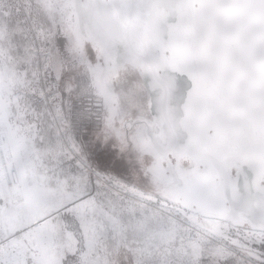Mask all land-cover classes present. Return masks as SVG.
<instances>
[{
  "label": "snow or ice",
  "instance_id": "1",
  "mask_svg": "<svg viewBox=\"0 0 264 264\" xmlns=\"http://www.w3.org/2000/svg\"><path fill=\"white\" fill-rule=\"evenodd\" d=\"M186 2L194 16L182 63L170 66L166 52L152 65L130 66L118 48L108 68L128 100L121 121L123 139L104 124L98 125L96 139L102 145L119 144L116 149L124 155L128 137L147 132L164 173L153 186L154 176L141 172L147 192L101 174L85 157L73 116L82 124L92 121L84 123L74 113L76 74L83 66L72 62L66 39L50 24L15 21L24 29L17 50L24 66L15 94L16 113L11 95L0 91V264H33L21 253L6 221L34 208L42 190L54 191L57 198L44 220L58 223L69 217L79 229L74 250L65 253L61 264H101L99 253L87 243L93 213L105 218L114 236H124L115 264H264V0ZM156 6L168 12V4ZM73 7L82 11L91 5ZM176 20L175 15L163 16L165 40ZM197 104L213 113L199 138L186 128ZM14 118L37 129L52 146L42 170L31 166L26 154L14 160L9 153L4 129ZM209 177L219 190L212 211L202 209L196 198L201 182ZM121 192L139 200L140 219L133 201L119 196ZM173 193L190 198L174 199ZM165 216L179 218L186 226L178 248L159 250L169 237L175 238L174 221L167 232L161 229L128 245L132 220L155 224ZM157 235L159 244L152 242Z\"/></svg>",
  "mask_w": 264,
  "mask_h": 264
},
{
  "label": "rangeland",
  "instance_id": "2",
  "mask_svg": "<svg viewBox=\"0 0 264 264\" xmlns=\"http://www.w3.org/2000/svg\"><path fill=\"white\" fill-rule=\"evenodd\" d=\"M63 3H67V1L51 0L52 6L59 7V9ZM70 10L74 12V8L71 6ZM9 12L11 13L10 16L8 15ZM62 16L44 4L43 0H0V56H2L0 91L6 95H11V110L16 113L15 94L21 88L24 66L23 57L18 55L17 50L18 45L23 42L24 29L17 26L15 21L26 20L29 22V26L41 22H44L46 27L50 24L54 33L66 39V49L72 62L77 67L83 66L76 74V91L72 97V104L74 113L84 123L92 121L88 124H82L75 115L73 116L74 131L85 157L92 167L101 174L114 176L130 188L135 187L147 192L149 188L141 172L147 171L150 176H154L152 184L156 186L158 178L164 174L163 170L157 161L154 164L156 157L150 148L145 149L148 141L143 136L142 131L128 137L125 142L127 151L124 155L116 149L119 144L114 146L102 145L96 139L99 124H104L113 136L121 133V139H123L121 121L124 118V109L128 100L115 77H111L108 84L101 82L100 73L97 70L99 60L94 59L93 52H90V61L85 59L86 52L82 50L85 38L82 31H80V37L70 32L65 26ZM4 133L7 137V147L13 150L15 158L26 154L28 163L31 165L33 161L36 164L35 168L42 170V165L47 162L52 152V146L37 129L14 118L11 125L5 127ZM33 142L37 148L33 153H30L29 146L32 147ZM57 150H60L59 146H57ZM146 161H151V163L146 164ZM181 194L173 193V198L181 199ZM56 199V196L52 197L51 203L56 204ZM45 207L37 198L34 208H25L23 211L8 217L6 222L9 228L16 233L15 243L21 253L30 257L33 264H45L43 262L44 257L46 262L49 259V264H61L65 253L74 250L79 229L74 227L71 218L65 217L58 223H53L50 220V223L57 227L56 230H59V234H54V230L46 225L40 229L42 232L40 235L38 226L44 223V218L39 217V212L47 211V207ZM28 217H30L31 222H29ZM124 219L126 222L129 220L127 213H125ZM137 220L131 221L127 234L128 245H131L134 238L146 239L148 237L146 232L140 234L142 232H139L138 226L141 224L137 223ZM97 221L100 231L96 229ZM94 224L93 228L90 227L92 228L90 231L91 239L96 242V249L94 247L93 250L99 253L101 264H115L113 257L117 247L124 243L123 234L114 236L102 215L97 216ZM74 231L77 233L75 236L73 235ZM59 240L63 242L65 249H60ZM176 243L179 242L162 245L163 247L159 250L162 251L165 247ZM179 245L175 246L178 248ZM120 250L123 251L122 248ZM36 255H41V260ZM54 256L60 257V262H54L52 259Z\"/></svg>",
  "mask_w": 264,
  "mask_h": 264
},
{
  "label": "water",
  "instance_id": "3",
  "mask_svg": "<svg viewBox=\"0 0 264 264\" xmlns=\"http://www.w3.org/2000/svg\"><path fill=\"white\" fill-rule=\"evenodd\" d=\"M146 1L150 4L149 6L145 4ZM184 1L185 0H102V10L109 9L111 11V17L107 21V25L104 29L101 27V24L97 22V19L94 18V21L92 20L93 30H89L91 33L93 31L94 36L90 37L89 35V37L94 39L101 54L98 67L101 77H115L114 74L110 76L108 68L115 60L118 48L123 51V59L129 65H152L156 63L157 60L164 59L166 52L168 53L170 64L173 58V51L178 56L175 61V63L177 62L176 65L182 63L184 59L182 61L180 56L182 55V58H185L186 54L184 52L188 51L190 37L192 35L191 21L185 20L186 10L182 8ZM161 3L169 5L167 13H164L163 9L160 7L158 9L161 11L152 9V6ZM171 6L174 11H170L172 10ZM190 12L194 13L191 7ZM160 14L162 15L161 19L159 18ZM164 15H175L177 17L174 28L170 26L172 35L170 33L168 37L170 39L167 40L163 38L161 34L162 30L158 28L155 29L153 25L156 20L162 21ZM111 28L115 31L113 30L112 32ZM84 32L85 37H88L87 27H84ZM157 39L162 43L161 49L157 47ZM184 49L186 51H184ZM179 51L182 53L181 55ZM175 54L174 56H176ZM190 125L194 127L190 121L187 123L186 128H189ZM150 142V150L156 157L154 164L156 161H158L159 164L161 159L160 153L151 138ZM218 191L217 186L210 177L201 182L196 198L199 200L202 209L212 211L217 208L218 199L216 197ZM180 198L190 197L181 194Z\"/></svg>",
  "mask_w": 264,
  "mask_h": 264
},
{
  "label": "bare ground",
  "instance_id": "4",
  "mask_svg": "<svg viewBox=\"0 0 264 264\" xmlns=\"http://www.w3.org/2000/svg\"><path fill=\"white\" fill-rule=\"evenodd\" d=\"M66 1H67V3L61 4L60 9H59V7L52 6L51 0H43V3L46 4L48 7H50L53 11L63 15L62 17L64 18V24H65V26H67L68 30L70 32H72L73 34H76L77 36L80 37V31L81 30H80V27H79L78 13H77V11L75 9H74V12L71 11L70 10V6L73 7L74 5H78V2H79V4H82L83 2H82V0H78V2H77V0H66ZM90 1L91 0H86V2L83 5H90V3H89ZM92 1H93V4H95L97 2L98 6L99 5L101 6L102 0H92ZM145 4L147 6L150 5L147 1L145 2ZM158 8L159 7H157L156 5L152 6V9H154V10H157ZM182 8H184L186 10L185 20L191 21L192 17L194 16V13L190 12V5L186 2V0L182 4ZM88 11H90V7H86L82 11H79V12L87 14V21H88L87 25L90 27L91 30H93L92 29L93 27L90 26L91 22H92V18L90 16V14H88L89 13ZM159 11H161V10H159ZM170 11H174L173 7H172V10H170ZM93 13H95V15H96L97 22H99V24H101V27H103V29H104L106 27V25H107V21L111 17V14H110L111 11L109 9H106V10L104 9V10H102V12L100 14L99 13V9H95V11ZM161 16L162 15L160 14V16H159L160 19H161ZM156 19H157V15H156ZM160 21L159 20L158 21L157 20L154 21L153 25L155 26V29L158 28V29L161 30V28H160V23L161 22ZM170 26H172L174 28V24H172ZM111 29H112V32H113L114 29L113 28H111ZM170 33L172 35V32H170ZM168 39H170V38H168ZM178 40H179V38H178ZM160 43H161L160 40L157 39V47L159 49H161V45H162V43L161 44ZM184 51H186V50L184 49ZM179 53H180V51H179ZM184 53L186 54L187 52H184ZM172 54H173V58L170 61V66H176L177 62L175 63V61L177 60L176 57H178V56H177V54L174 53V51H173ZM174 54L176 56H174ZM181 54L182 53H180V55ZM180 57H181L182 61H183V59H185V58H182V55ZM99 77H100L101 82H105L107 84L109 83V80L111 78V77H108V76L107 77H103V76L101 77V74H100ZM212 119H213L212 111L210 109H208L206 106L202 105V104H197L194 107V109H193V117L190 120L194 127H192L190 125L189 128H187V129L194 137L199 138L203 134V130H204L205 124L210 123ZM142 134L146 138V140L148 141L147 147L145 148L147 150L148 148H150V145H151V142L149 140L150 137L148 136L147 132L142 131ZM36 148H37V146L33 142L32 147L29 146V152L33 153V151ZM30 161H31V159H30ZM31 166L36 167L35 162L32 161ZM137 190H139V189H137ZM139 191H142V190H139ZM118 195L121 196V197H124V198L131 199L133 201V206L136 207V209H137V218H140V216H139V207H140L139 200L136 197H130L129 194L125 193V192H121ZM55 196L56 195H55L54 191L42 190L39 193L37 198L39 199V201H41V204H44L47 207V211H48V210H51L52 208L55 207V204L51 203L52 197L54 198ZM45 212L46 211L39 212V217L43 218ZM97 216L98 215L93 213L91 215V220H90V222H89V224L87 226V236H88L87 237V241L92 246L93 249H94V247L96 249V242H95V240L91 239L90 231L95 226L94 222H95V220H97ZM28 219H29V222H31L30 217H28ZM173 221L175 223V227L177 228V232L175 234V238L174 239H172L171 237L168 238V244L179 242V243L174 244V245L178 246L181 243V240H180L181 235H185V236L187 235V233L185 232L186 226L183 224V222L179 218L165 216V217L159 219L155 224H144L142 226L139 225L138 226L139 232H142L140 234H143L144 232H146V236H150L153 233H157L158 234L161 231V229H163L165 232H167L168 230H170L173 227ZM46 225H49V228H52L54 230V234H59V230H56L57 227L54 226L52 223H50V220H47V221L44 220V223H42L40 226H38V230H39V234L40 235L42 234L40 229H43V227H46ZM90 227H92V228H90ZM96 229H98L100 231L99 226H98V221H97ZM38 230H37V232H38ZM159 240H160V237H159V235H157L156 239L154 241H152V242L156 243V244H159ZM59 241L61 243L60 244V249L64 248L63 242L61 240H59ZM163 246L160 245V248L163 247ZM36 257L39 260H41L42 256L41 255H36ZM59 258L60 257L54 256L52 259H53L54 262H60ZM47 261L48 262H46L45 257H44L43 258V262L45 264H47V263L49 264V259Z\"/></svg>",
  "mask_w": 264,
  "mask_h": 264
},
{
  "label": "flooded vegetation",
  "instance_id": "5",
  "mask_svg": "<svg viewBox=\"0 0 264 264\" xmlns=\"http://www.w3.org/2000/svg\"><path fill=\"white\" fill-rule=\"evenodd\" d=\"M77 2H78V0H77ZM82 2H83L82 4H84L86 2V0H82ZM89 3L91 5V7H90V11H88L89 12L88 14H90V16H91V18L93 20L94 18H96L95 13H93L95 11V9H99V13L101 14L102 8H101L100 5L98 6L97 2L95 4H93V1L92 0ZM78 4H79V2H78ZM77 13H78V18H79V25H80L81 31L83 33V37L85 38L84 39V43H83L84 45L82 47L83 48L82 50H85V52L88 50L89 53L90 52H93V56L95 57L94 59L95 60L98 59L99 60V64H100V55L101 54H100L99 48L95 44L96 42L94 41V39L93 38H90L91 36H93V31H92V33L89 32V30H91V29L87 25V22H88L87 21V14L86 13H80L79 11H77ZM93 21L91 22V25H90L92 27H93ZM84 27H87V29H88V32H87L88 37L87 36L85 37ZM89 35H90V37H89ZM90 57H91V55H90ZM90 57H87V55H85V59L88 60V61H90ZM99 64L97 65V70H98ZM99 76H100V74H99ZM112 78H114V77H112Z\"/></svg>",
  "mask_w": 264,
  "mask_h": 264
},
{
  "label": "built area",
  "instance_id": "6",
  "mask_svg": "<svg viewBox=\"0 0 264 264\" xmlns=\"http://www.w3.org/2000/svg\"><path fill=\"white\" fill-rule=\"evenodd\" d=\"M8 150H9V153L12 155V158L15 160V156H14V152H13V150L10 149V148H8Z\"/></svg>",
  "mask_w": 264,
  "mask_h": 264
},
{
  "label": "trees",
  "instance_id": "7",
  "mask_svg": "<svg viewBox=\"0 0 264 264\" xmlns=\"http://www.w3.org/2000/svg\"><path fill=\"white\" fill-rule=\"evenodd\" d=\"M85 55H87V57H90V53L88 52V50L86 51Z\"/></svg>",
  "mask_w": 264,
  "mask_h": 264
}]
</instances>
